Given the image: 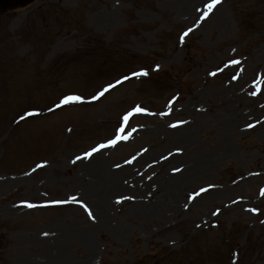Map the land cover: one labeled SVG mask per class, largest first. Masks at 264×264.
<instances>
[{"label": "rangeland", "instance_id": "1", "mask_svg": "<svg viewBox=\"0 0 264 264\" xmlns=\"http://www.w3.org/2000/svg\"><path fill=\"white\" fill-rule=\"evenodd\" d=\"M212 2L0 10V264H264V0Z\"/></svg>", "mask_w": 264, "mask_h": 264}, {"label": "snow or ice", "instance_id": "2", "mask_svg": "<svg viewBox=\"0 0 264 264\" xmlns=\"http://www.w3.org/2000/svg\"><path fill=\"white\" fill-rule=\"evenodd\" d=\"M220 2V0H213V2L211 3V4H209V5H207V7L209 8V9H211V8H213L216 4H218ZM185 36L187 35V33H185L184 34ZM147 73H145V72H139V73H134V75H136V76H141V75H146ZM119 83V82H118ZM108 89H104V91H107ZM104 93L103 92H101V93H99V95H103ZM78 99H80L79 97H75V96H69V97H66V98H64V100L62 101V103H67V102H69V101H72V100H78ZM135 111H137V112H139V111H141V109L140 108H137ZM128 119V116L126 115L125 117H124V120H127ZM116 143V141L115 140H113V141H110V144H115ZM103 147H105V145H100V148H103ZM99 149L98 148H93L91 151H89V152H86L85 153V157L84 158H88L89 156H91L94 152H96V151H98ZM77 159H80V157H77ZM29 207H31V205H29ZM91 215V214H90Z\"/></svg>", "mask_w": 264, "mask_h": 264}, {"label": "bare ground", "instance_id": "3", "mask_svg": "<svg viewBox=\"0 0 264 264\" xmlns=\"http://www.w3.org/2000/svg\"><path fill=\"white\" fill-rule=\"evenodd\" d=\"M178 159H179L178 157H175V158H173V161H174V160H178ZM181 159H184V158H181ZM174 170H176V169H174ZM121 172H125L124 169H122ZM118 174H119V172H118V173H115L114 175L118 177ZM167 176L172 180V177L175 176V175L167 174ZM118 178H120L121 181H122V179H124V178H122L121 176H119ZM173 181H174V180H173ZM171 183H172V182H171ZM121 185H122V184H120V183H119V184H116L115 181H113V183H112V186H113V189H114V190L119 189L118 187H121ZM105 189H106V187L104 186V187H103V192H102V193L105 192ZM117 191H118V190H117ZM152 206H153L152 204H148L147 207H145V209L143 210V212H144V213L149 212V211L151 210L150 207H152Z\"/></svg>", "mask_w": 264, "mask_h": 264}]
</instances>
